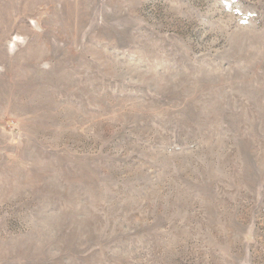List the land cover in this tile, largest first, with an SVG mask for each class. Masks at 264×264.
<instances>
[{
    "label": "rangeland",
    "instance_id": "obj_1",
    "mask_svg": "<svg viewBox=\"0 0 264 264\" xmlns=\"http://www.w3.org/2000/svg\"><path fill=\"white\" fill-rule=\"evenodd\" d=\"M0 264H264V0H0Z\"/></svg>",
    "mask_w": 264,
    "mask_h": 264
}]
</instances>
